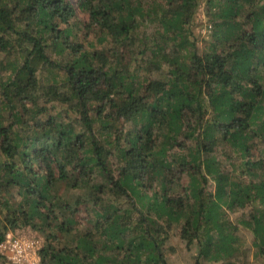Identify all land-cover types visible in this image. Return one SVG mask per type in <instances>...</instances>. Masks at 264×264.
Listing matches in <instances>:
<instances>
[{
  "label": "trees",
  "instance_id": "trees-1",
  "mask_svg": "<svg viewBox=\"0 0 264 264\" xmlns=\"http://www.w3.org/2000/svg\"><path fill=\"white\" fill-rule=\"evenodd\" d=\"M239 225L264 255V0H0V244L30 227L41 264H169L178 233L241 264Z\"/></svg>",
  "mask_w": 264,
  "mask_h": 264
},
{
  "label": "rangeland",
  "instance_id": "rangeland-1",
  "mask_svg": "<svg viewBox=\"0 0 264 264\" xmlns=\"http://www.w3.org/2000/svg\"><path fill=\"white\" fill-rule=\"evenodd\" d=\"M75 2L76 0H71ZM79 11V9H77ZM80 12V11H79ZM206 10L205 7L201 10L199 16L198 23L194 27V37L197 40V46L201 51H208L212 45V32L209 29V25L212 23L209 22L208 18L206 17ZM79 20L84 21L85 17L81 13H79ZM157 27V23L152 22L147 24V26H143L141 28V33L146 32L150 34L151 31H154ZM193 37V39H194ZM92 41H94L95 45L98 48H103L104 45L99 44L93 36L90 37ZM215 187L214 184H210L209 190L214 191ZM251 208L247 210H240L236 213L230 214V219L238 224L240 220L247 219L249 214L251 213ZM25 230V233L29 237L37 238L40 241L41 248L45 245V238L38 232L35 231L33 228L26 227L22 228ZM238 235L240 236V244H241V254L240 259L242 260L241 264H264V255H261L258 252V249L254 245V238L253 235L247 231L246 229L242 228L239 225ZM164 251L166 254V258L169 264H198L197 261V247L192 246L190 249L187 247L186 242L180 239L178 233H174L172 237L169 239L167 244L164 247ZM9 262V261H8ZM11 263V262H10ZM199 264H224L221 262H207L206 260L202 259Z\"/></svg>",
  "mask_w": 264,
  "mask_h": 264
},
{
  "label": "built area",
  "instance_id": "built-area-1",
  "mask_svg": "<svg viewBox=\"0 0 264 264\" xmlns=\"http://www.w3.org/2000/svg\"><path fill=\"white\" fill-rule=\"evenodd\" d=\"M41 244L29 237L22 228L12 229L0 244V254L12 264H41Z\"/></svg>",
  "mask_w": 264,
  "mask_h": 264
}]
</instances>
